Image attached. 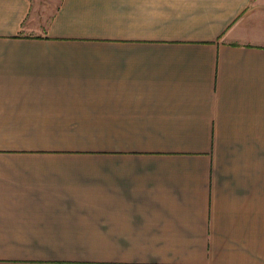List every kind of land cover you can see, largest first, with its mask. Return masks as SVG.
Here are the masks:
<instances>
[{"label": "crops", "instance_id": "1", "mask_svg": "<svg viewBox=\"0 0 264 264\" xmlns=\"http://www.w3.org/2000/svg\"><path fill=\"white\" fill-rule=\"evenodd\" d=\"M0 264H264V0H0Z\"/></svg>", "mask_w": 264, "mask_h": 264}, {"label": "rangeland", "instance_id": "2", "mask_svg": "<svg viewBox=\"0 0 264 264\" xmlns=\"http://www.w3.org/2000/svg\"><path fill=\"white\" fill-rule=\"evenodd\" d=\"M31 2L33 3V9L40 6V8L46 9L47 12L52 11L55 5L58 4V0H31Z\"/></svg>", "mask_w": 264, "mask_h": 264}]
</instances>
